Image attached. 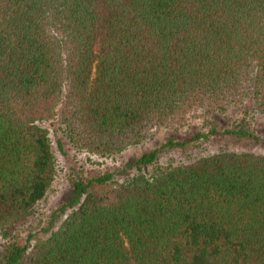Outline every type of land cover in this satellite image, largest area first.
Segmentation results:
<instances>
[{
  "label": "trees",
  "instance_id": "1",
  "mask_svg": "<svg viewBox=\"0 0 264 264\" xmlns=\"http://www.w3.org/2000/svg\"><path fill=\"white\" fill-rule=\"evenodd\" d=\"M242 106L229 125L134 156L122 183L109 171L73 178L60 226L20 234L55 178L44 123L109 156ZM255 114L264 0H0V264H264V155L155 166L162 150L211 135L260 141Z\"/></svg>",
  "mask_w": 264,
  "mask_h": 264
},
{
  "label": "rangeland",
  "instance_id": "2",
  "mask_svg": "<svg viewBox=\"0 0 264 264\" xmlns=\"http://www.w3.org/2000/svg\"><path fill=\"white\" fill-rule=\"evenodd\" d=\"M243 106L230 110L226 114L195 113L186 127L181 129H161L153 131L144 141L129 146L122 152L100 156L75 149L65 138L56 122L49 124L52 150L55 157V178L47 191L45 197L38 203L34 215L20 228L21 235L32 232L38 238H46L52 231L56 230L68 212L69 208L62 210V206L71 197V180L73 178L90 177L104 171L113 173V180L122 183L129 179L134 173L126 167V163L140 153L158 147L164 138L168 136L185 139L194 132H207L210 121H216L217 126L229 125L233 120L243 116ZM249 115H252L249 113ZM205 120H208L207 122ZM220 129V128H219ZM251 129L260 136V141L250 142L241 139L227 137L222 134L211 135L205 139L189 143L184 148L162 150L158 154L155 166H166L189 162L201 156L212 154L218 151L250 152L264 155V116L255 114L251 120ZM62 137L63 149L57 144V138ZM153 166L144 168V172L150 173ZM4 239L0 237V252Z\"/></svg>",
  "mask_w": 264,
  "mask_h": 264
}]
</instances>
